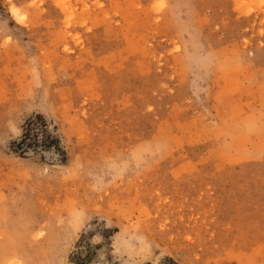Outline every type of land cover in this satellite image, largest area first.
I'll return each mask as SVG.
<instances>
[{
  "label": "rangeland",
  "instance_id": "rangeland-1",
  "mask_svg": "<svg viewBox=\"0 0 264 264\" xmlns=\"http://www.w3.org/2000/svg\"><path fill=\"white\" fill-rule=\"evenodd\" d=\"M193 8L204 45L220 57L203 104L178 56L176 25ZM0 18L12 30L0 38V132L18 135L17 120L22 129L4 148L15 159H0L6 264H42L50 218L78 205L116 223L94 215L68 264H123L112 249L120 226L130 232L125 243L141 232L161 246L160 264H264V130L242 129L264 119V0H0ZM238 52L251 55L236 63ZM31 53L52 81L57 118L33 111L13 119L32 95ZM154 135L171 142L165 158L99 194L83 177L40 179L27 166H67L74 157L95 164Z\"/></svg>",
  "mask_w": 264,
  "mask_h": 264
},
{
  "label": "clouds",
  "instance_id": "clouds-1",
  "mask_svg": "<svg viewBox=\"0 0 264 264\" xmlns=\"http://www.w3.org/2000/svg\"><path fill=\"white\" fill-rule=\"evenodd\" d=\"M187 15L188 19L186 21L176 25L178 36L183 45L178 56L180 64L188 77L187 84L191 96L194 98L195 103L203 104L202 94L208 91L205 85L219 66L220 57L204 45L195 9H190ZM11 32L7 19L0 18V38L9 35ZM25 47L28 49L30 45ZM246 55L250 56L251 54L236 53V63H244ZM25 71L31 80L32 95L24 99L13 119H16V117L23 119L25 114L33 111L42 112L48 117L57 118L54 105L47 91L52 81L45 74L40 55L35 53L27 55ZM66 78V74L62 72H57L55 75L56 80ZM20 124L21 122L17 120V127L20 129L18 135L12 132H0V159H15L13 155H5L4 148L7 147L10 139L20 136L22 132ZM242 129L247 134H255L264 130V119L246 121L242 124ZM170 149L171 142L167 136L154 135L123 149H118L110 155L101 158L95 164L84 163L74 157L67 166L60 165V167H55L59 164L53 166L40 165L31 160H27L30 161L27 166L32 176L40 179L53 175L58 176L60 179H64L69 175L83 177L88 181L90 190L99 194L132 175L151 169L165 158ZM3 202L0 201V203ZM94 215L105 221L108 227L116 223V220H113L115 216H112L110 220L107 214L79 205L75 214H65L63 219L59 216H52L48 223L51 242L47 256L42 261V264H68L67 256L69 251L72 249L77 236L85 229ZM34 223L35 221L29 217L25 227L31 229ZM121 233H123V229L120 226V231L113 238L112 249L113 255L117 259L122 260L123 264H145L149 260L152 261V264H160L161 258L165 255L161 246L150 241L141 232H137L136 238L128 243L124 241L128 240L130 232L123 233L122 241L118 243L117 235ZM29 236L34 245L39 244V240L31 236V232H29ZM101 240L102 237L96 235L93 238V243L95 244ZM157 249L160 250L159 255H155V250ZM100 255L101 259H103L104 253L101 252ZM0 264H6L5 259L0 258ZM22 264H33V261L23 258ZM93 264H100V262L94 261Z\"/></svg>",
  "mask_w": 264,
  "mask_h": 264
},
{
  "label": "trees",
  "instance_id": "trees-1",
  "mask_svg": "<svg viewBox=\"0 0 264 264\" xmlns=\"http://www.w3.org/2000/svg\"><path fill=\"white\" fill-rule=\"evenodd\" d=\"M22 142H23V141H22ZM22 142H19V143H18V146H20V145L22 144Z\"/></svg>",
  "mask_w": 264,
  "mask_h": 264
},
{
  "label": "snow or ice",
  "instance_id": "snow-or-ice-1",
  "mask_svg": "<svg viewBox=\"0 0 264 264\" xmlns=\"http://www.w3.org/2000/svg\"><path fill=\"white\" fill-rule=\"evenodd\" d=\"M21 20H23V17H20Z\"/></svg>",
  "mask_w": 264,
  "mask_h": 264
}]
</instances>
